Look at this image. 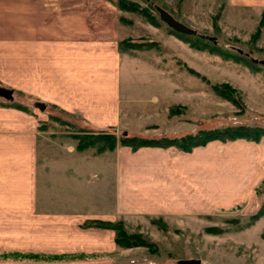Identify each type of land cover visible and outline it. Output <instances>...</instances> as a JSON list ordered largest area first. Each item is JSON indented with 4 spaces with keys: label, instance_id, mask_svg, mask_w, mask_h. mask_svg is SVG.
Wrapping results in <instances>:
<instances>
[{
    "label": "crops",
    "instance_id": "0c3cea01",
    "mask_svg": "<svg viewBox=\"0 0 264 264\" xmlns=\"http://www.w3.org/2000/svg\"><path fill=\"white\" fill-rule=\"evenodd\" d=\"M27 2L17 0L10 9L9 0H0V83L33 99V108L54 106L98 130L121 127V63L134 58L117 51L118 12L95 0L57 20L42 14L40 0ZM227 5L259 19L264 13V0ZM41 121L36 110L0 105L2 263L121 264L132 250L120 249L113 231L83 229L86 221H179L186 214L247 205L264 179V138L230 142L219 157L208 155L210 147L222 145L212 142L191 153L144 148L124 160V148L110 160L104 158L109 153L91 155L51 142L40 158ZM140 152L161 154V162L138 163Z\"/></svg>",
    "mask_w": 264,
    "mask_h": 264
},
{
    "label": "rangeland",
    "instance_id": "374dc122",
    "mask_svg": "<svg viewBox=\"0 0 264 264\" xmlns=\"http://www.w3.org/2000/svg\"><path fill=\"white\" fill-rule=\"evenodd\" d=\"M40 1L42 14H53L57 20H64L66 15L79 11L81 4L95 0ZM96 1L110 4L118 12L117 51L134 58L131 63H121L120 118L124 123L119 128L94 129L79 116L67 114L59 108L49 105L33 108V99L0 83V88L13 92V100L0 98V105L11 103L19 109L41 113L37 135L40 158L44 157L51 142L66 144L78 152L89 151L91 155L109 153L104 158L110 160L116 157V150L124 148L127 149V153H122L124 160L140 149L132 152L127 147H119L118 138L122 136L177 138L199 130L228 126L264 128V25L259 38L255 42L250 39L264 13L259 19L257 13L232 12L227 0ZM118 2L137 10L123 9ZM29 3L32 2L26 0V4ZM16 4L17 0H9L10 9ZM70 8L74 11L68 13ZM160 11L196 34L175 36L160 20ZM214 40L217 51H231L234 57L240 53L241 58L228 60L211 52L208 45L201 48L203 42ZM191 44L201 49H194ZM144 68V73L135 77ZM212 84H228L233 88L244 106L243 111L215 94L211 90ZM99 136H102L101 141H92L84 150L77 149L85 143L78 138ZM110 136L117 141L112 149H109L112 144ZM227 144L213 145L208 155L217 153L219 157V150L226 148L222 146ZM135 158L138 163L148 158L161 162V154L155 153L140 152ZM263 189L264 179L252 190L250 204L218 208L216 212L207 214H186L179 221L148 217L131 219L126 224L119 220L127 233L141 236L152 244L148 248L117 245L122 250H132L122 255L121 264H185L196 261L200 264H264V216L248 225L249 217L259 209L260 191ZM154 220L160 223L153 224ZM125 258H130V261Z\"/></svg>",
    "mask_w": 264,
    "mask_h": 264
},
{
    "label": "trees",
    "instance_id": "16d2710c",
    "mask_svg": "<svg viewBox=\"0 0 264 264\" xmlns=\"http://www.w3.org/2000/svg\"><path fill=\"white\" fill-rule=\"evenodd\" d=\"M118 6L121 8L128 9L131 11H136L135 7H131L130 5L124 2H118ZM129 7V8H128ZM264 25V14L261 17V21L255 31V33L251 36V41L255 42L260 36V30ZM170 29V28H169ZM171 30V29H170ZM217 31V28L215 27ZM172 34L175 36L181 37L182 34L175 33L171 30ZM186 36V35H184ZM198 41V40H197ZM200 43V42H199ZM119 45V44H118ZM208 45L210 47L211 52H216L220 54L224 59H235L241 56L238 54L237 57H234L231 51H223L220 53L217 51L218 46L216 45V41H205L203 42L202 49H205V46ZM191 47L194 49H201L198 45L191 44ZM237 58V59H236ZM211 90L217 94L219 97L231 103L233 106L239 109V111H243L244 106L240 102L239 97L237 96L235 90L231 88L228 84H212ZM8 106H13L11 103ZM15 107V106H13ZM54 107V106H53ZM18 108V107H16ZM19 109V108H18ZM264 138V128L262 127H249V126H228L223 128H217L213 130H199L194 134H186L177 138H159V139H145L139 137H125L122 136L118 138V146L119 147H127L132 152H136L142 148H156V149H168L175 148L183 153H191L195 148L204 147L212 142H220L222 144L243 140L252 143H259ZM102 136L99 137H86L78 140L82 142L85 141L84 145L78 146V150H84L92 141H101ZM112 139V144L109 146V149L116 146V140L113 136H110ZM103 148H101L102 150ZM260 195H262V200L259 204L258 211L249 217L248 225H252L259 218L264 216V189L260 191ZM153 224H158V221H152ZM83 229H99V230H110L114 232V242L116 245L122 248H134V247H151V242L146 239L138 236L136 234H129L125 231L123 223L121 221L118 222H110L103 220H89L86 221L82 226ZM14 257H28L39 259L37 256H16ZM50 259H60L58 257L50 258Z\"/></svg>",
    "mask_w": 264,
    "mask_h": 264
},
{
    "label": "water",
    "instance_id": "95a60500",
    "mask_svg": "<svg viewBox=\"0 0 264 264\" xmlns=\"http://www.w3.org/2000/svg\"><path fill=\"white\" fill-rule=\"evenodd\" d=\"M160 20L175 33L186 35V36H194L196 33L193 30L185 27L179 22L175 21L169 14L166 12L160 11ZM264 65V62H262ZM0 98H3L7 101L13 100V92L4 88H0ZM185 264H200L198 261L196 262H187Z\"/></svg>",
    "mask_w": 264,
    "mask_h": 264
}]
</instances>
